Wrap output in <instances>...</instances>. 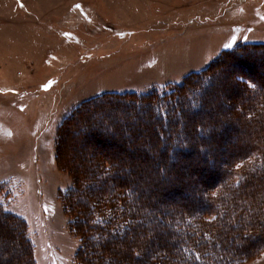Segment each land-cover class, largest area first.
Listing matches in <instances>:
<instances>
[{
    "label": "rangeland",
    "instance_id": "1",
    "mask_svg": "<svg viewBox=\"0 0 264 264\" xmlns=\"http://www.w3.org/2000/svg\"><path fill=\"white\" fill-rule=\"evenodd\" d=\"M262 17L264 0H0V214L16 219L0 217V264H81L78 251L83 244L87 253L93 252L91 263L102 264L93 235L88 236L90 244L80 242L86 217L77 219L65 206L63 197L73 177L56 156L62 124L98 95L163 94L224 52L264 44ZM249 50L244 64L227 56L225 63L215 65L212 88L200 95L196 93L206 83L192 89L184 96L182 114L170 115L175 120L174 132H167L170 140L179 145L190 141L195 148L174 157L179 164L162 152V142L154 141L163 126L145 105L112 104L87 113L70 129L64 160L82 170L101 155L111 157L118 174L146 193L155 212L182 206L198 212L210 204L218 210L223 195L203 189L222 174L221 161L229 162L264 136V118L247 123L235 108L260 107L257 99L264 95V51ZM246 71L254 81L244 78ZM236 76L254 86L253 91L234 87ZM192 97L203 102L201 111L190 110ZM90 130L103 134L90 136ZM211 134V153L198 154L199 144H209L201 135ZM212 158L216 164L208 168ZM159 163L164 171L156 168ZM237 164L230 166L233 176L218 179L217 187L238 185ZM258 183L262 188L254 185L249 191L264 189V178ZM105 185L110 186L94 187ZM168 189L178 194L166 198ZM87 197L83 191L80 198ZM153 226H139L137 237L129 236L122 245L117 240L107 243V254L117 259L121 254L122 260L126 250L144 243L139 258L121 264H152L159 246L173 242L162 228H154L156 235L150 236ZM257 237L245 243L259 246L264 238ZM241 264H264V250Z\"/></svg>",
    "mask_w": 264,
    "mask_h": 264
},
{
    "label": "trees",
    "instance_id": "2",
    "mask_svg": "<svg viewBox=\"0 0 264 264\" xmlns=\"http://www.w3.org/2000/svg\"><path fill=\"white\" fill-rule=\"evenodd\" d=\"M249 49L264 51V44L242 45L224 52L221 59L214 61L200 72L190 74L177 89L174 88V90L167 91L163 94H157L155 92L136 94L131 92L98 95L84 102L62 124L60 132L58 133L56 156L58 162L65 165L73 177V185L63 197L67 201L65 206L69 213L74 215L78 214L77 219L80 216L86 217L82 222L84 229H80L79 227L81 231L83 230L79 234L80 242L90 244L88 236L93 235L96 246L103 253L99 258L102 264H116V262L117 264H121L125 259L131 261L134 258H139L140 250L145 247L144 243H140L139 246L135 245V247L131 248V251L129 249L126 250L123 254H127V257L124 258L122 255V260L121 254L119 255V259L107 254V243L109 244V242H115L117 240L122 245L121 241H128L129 236L132 238L137 237V228L139 226L144 227L148 222L154 225L151 230H148V232L150 231V236L156 235L154 228H162L165 229L164 235H167L166 237H169L170 240L173 239V242L169 246H159L158 254L152 256V264H241L255 258L264 250V241L255 247H250V245L245 243L250 238H258L257 236L264 238V189L260 190L256 188L255 192L249 191L254 185H260L258 183L259 179L264 178V136L257 145H252L244 153L229 158L227 160L229 162L221 161L222 176H217L210 185L203 189V191L207 192H212L213 189H216L217 192L219 191L223 195L224 202L218 203L220 207L218 210L217 207L210 204V206H213L212 208L210 206L208 209L200 208L198 212L190 211L186 209V206H182L179 209L155 212L152 208V202L145 199L146 193L144 194L142 191H139L137 184L133 186L122 175L120 176L118 174L117 165L111 157L105 158L104 155H101L100 158L95 159V163L92 164L91 168L89 164H84L85 166H82V170L72 168L71 164L63 158L64 152L67 150V141L70 137L71 127L79 126L87 113H91V111L95 112V110H100L112 104L115 107L129 105L131 107H140L145 105L149 109V114L155 116V120L163 126L157 129L155 133L157 138L154 136L156 139L154 141L156 143L162 142V152L173 157L171 162L175 165L179 164L180 162L176 161L174 157L188 155L195 148L190 141L183 142V145H179L178 140L176 142L170 140L171 136L167 135V132H171V130L174 132L172 128L175 127L173 125L175 120L170 115L173 112H176L178 116L182 114L184 110L182 107L185 102L184 96L192 89L198 88L200 90V87L206 83L204 88L201 89V93H196L200 95L203 91H209L212 88L209 79L213 74L215 65L225 63V57L227 56L233 57L234 61L241 63V60L248 59L249 54L247 52L251 51ZM245 74H247V77L244 78L247 81L249 79L250 81H254L251 76L248 77L250 75L249 71H246ZM240 77L242 76H236V80L234 82L232 80L231 82L232 85L237 88L243 85L242 88H244L245 92L249 90L253 91L252 87L254 86H250L245 79ZM257 100L258 104L261 105L260 107L258 105L260 108L259 111L256 105H235V108L238 109L241 117L247 123H254L256 120L264 118V95L260 96ZM191 101L192 107L190 110L193 112L201 111L203 102L200 98L196 101L192 97ZM181 129L184 130L183 125ZM88 134L90 136H94L95 134L100 136L103 133L101 134L100 132L90 130ZM186 135L188 134L186 133ZM201 136L206 138L205 141L209 142L206 146L199 144V148L201 149H196V152L203 156V154L207 155V153H211L214 146H210V143H215V138L212 134L207 137L204 135ZM237 161L238 164L234 170L239 172L237 174L240 178L238 185L231 183L229 186L224 187V183H220L217 187L216 185L219 183H217L218 179L224 180V177L233 176V172H231L233 169L230 166L233 163L235 165ZM215 164L216 160L212 158L208 168H214ZM162 165L163 163H159L156 168L164 171V166ZM203 166L207 167V165ZM163 176L162 181H167L168 176L166 173ZM107 182L110 186L107 187L105 185L104 188H95L96 185ZM258 188L262 187L258 186ZM82 190L88 193L87 198H80L83 192ZM168 191L169 189L166 193ZM172 191H169L167 194L164 193L165 197L173 198V196L178 194V192ZM169 194L170 196H168ZM234 199H237L236 201L238 202L234 201ZM209 203L217 204L216 202H212V200ZM208 213L212 214L213 218L205 219L204 217ZM245 216L247 218L250 217L249 222H245ZM0 217L15 219L6 213L0 214ZM73 220L71 222L75 221ZM73 229L75 230L72 225ZM141 233L143 234L144 232ZM91 253L93 252L89 251L87 253L86 246L83 244L78 251V258L81 264H95L94 262L91 263ZM135 259L132 261H135Z\"/></svg>",
    "mask_w": 264,
    "mask_h": 264
},
{
    "label": "snow or ice",
    "instance_id": "3",
    "mask_svg": "<svg viewBox=\"0 0 264 264\" xmlns=\"http://www.w3.org/2000/svg\"><path fill=\"white\" fill-rule=\"evenodd\" d=\"M77 7H79V5H77ZM262 19H264V17H262ZM225 47H230V45H225Z\"/></svg>",
    "mask_w": 264,
    "mask_h": 264
}]
</instances>
